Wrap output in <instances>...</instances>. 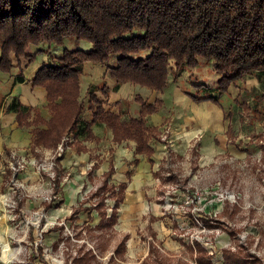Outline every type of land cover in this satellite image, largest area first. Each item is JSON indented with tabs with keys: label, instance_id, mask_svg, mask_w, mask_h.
Wrapping results in <instances>:
<instances>
[{
	"label": "rangeland",
	"instance_id": "obj_1",
	"mask_svg": "<svg viewBox=\"0 0 264 264\" xmlns=\"http://www.w3.org/2000/svg\"><path fill=\"white\" fill-rule=\"evenodd\" d=\"M93 50L90 41L68 36L60 46L32 44L26 55L33 61L26 67L25 58L14 62L21 63L23 73L34 63L41 71L67 51ZM147 54L141 51L134 58ZM70 58L71 64L81 61ZM115 65V57L107 65H83L81 122L78 128L73 122L64 128L56 146L42 138L38 146L50 151H31L35 142L25 148L24 158L3 156L1 168L12 172L0 194L12 192L8 209L0 210V245L9 248L7 257L4 247L0 251V264H202L201 258L226 264L228 252L247 258L246 264H264V83L248 91L245 83L255 75H240L230 84L229 89L236 87L232 99H205L207 87H217L222 78L214 64L172 61L170 83L200 104L210 100L224 115L213 148V143L206 145L204 131L188 144L183 136L173 140L176 108L167 109L170 117L155 127L152 116L162 101L148 102V89H133L134 98L119 103L103 99L107 88L101 81L113 79L109 67ZM90 93L103 102L111 126L94 122L99 106L90 105ZM132 104L139 110L133 111ZM143 104L157 108L144 114L146 146L129 136L135 131L128 126L144 119ZM66 112L62 108L60 113ZM53 117L52 111L49 121L34 119L25 127L34 136L40 126L50 129ZM115 211L116 219L103 224L104 214L112 219Z\"/></svg>",
	"mask_w": 264,
	"mask_h": 264
},
{
	"label": "trees",
	"instance_id": "obj_2",
	"mask_svg": "<svg viewBox=\"0 0 264 264\" xmlns=\"http://www.w3.org/2000/svg\"><path fill=\"white\" fill-rule=\"evenodd\" d=\"M68 36L90 41L94 50L67 51L60 62L38 71L32 83L47 89L54 117L50 129L34 133L37 144L47 138L56 146L64 128L72 122L78 128L85 110L78 100L87 62L107 65L115 57L117 65L109 67V74L118 84L130 82L163 92L169 86L173 60L187 66L207 60L222 78L217 87H207L205 99L228 92L240 75H255L264 83V0H0V71L13 75L17 67L15 83L25 82V73L14 59L25 58L26 67L33 61L26 55L32 44L60 46ZM141 51L150 54L134 58ZM71 56L81 61L71 64ZM103 92L105 96L109 93L107 89ZM90 97V105L99 106L94 122L101 119L107 126L113 123L101 107L103 102L97 96ZM9 105L7 110L19 113V121L24 124L28 110L15 97ZM62 108L67 112L60 113ZM155 110L143 104V117ZM58 119L62 122L56 129ZM144 121L145 117L128 126L135 131L129 136L146 146L145 133L141 132ZM103 217L104 224L115 220L117 214L115 211L112 219L107 214ZM198 246L205 253L201 244ZM226 259V264L248 261L230 252ZM206 262L201 258L202 264H211Z\"/></svg>",
	"mask_w": 264,
	"mask_h": 264
},
{
	"label": "crops",
	"instance_id": "obj_3",
	"mask_svg": "<svg viewBox=\"0 0 264 264\" xmlns=\"http://www.w3.org/2000/svg\"><path fill=\"white\" fill-rule=\"evenodd\" d=\"M43 59L44 58H39L38 61H43ZM40 69V64H32L29 66L28 70L24 71L25 82L19 83H15V77L18 75L16 70V73H13L14 77L12 75L8 77L4 73L3 75L0 73V93L3 94L0 96L2 97L0 99V190L5 189V184L7 180L9 181L12 172H4L1 168L5 159L3 156H5L6 153L14 155L18 153L19 155H17L19 157L24 158L22 156L25 148H29L32 144H35V137L31 132L32 130L25 127L27 123L31 124L32 120L39 118L43 121H49L52 117L47 89L32 83ZM252 79L253 80L245 83V90L250 91L259 87V84L257 86V82L259 83L258 78L254 77ZM101 82L109 90V96L103 97V99L106 98L105 100L109 103H113L112 101L119 103L132 100L134 98L132 96L133 89L136 91L142 88L145 90L148 89V94L146 96L148 102L156 103L158 99L162 101V107L160 106L159 112L152 116L155 127H159L164 119L170 117L169 115L166 116L167 109L169 110L171 108L174 110V108H176L175 116L173 117V140L183 136V140L188 144L196 134L198 135L201 131H204L206 134L205 139L208 138L206 145L208 146L210 143H213V148H215L216 142H214V140L218 133L223 132L225 121L221 110L215 109L212 106L213 103L209 102L210 100L208 103L206 101L200 104L194 95L188 96L187 93L179 89V86L170 83V81L168 82L169 86L161 93H154L149 90V88L141 87L133 83L117 85L113 79H109L108 77L104 78ZM234 89H236V87ZM234 89L230 88L228 92L219 95V99L224 100L226 97L232 99L230 96H232ZM96 93L101 94L100 91ZM152 96L153 98H151ZM14 97L28 110L27 113L29 114H26L27 118L24 120V124L19 121V113L7 110L9 108V102H11ZM131 107L132 109L134 107L133 111L139 110L137 107L135 108L133 104ZM131 107L128 109L131 110ZM199 119L202 120V125H199ZM196 121H198L197 124ZM46 129V126H40L41 131H47ZM50 149L51 148L44 149L37 144L31 151L41 150L47 153ZM12 176L15 178L14 175ZM11 192L12 189H8L5 193H2V195L0 194V210L1 208L5 210L8 209V202H10L9 200L11 199L8 194H11ZM2 224L3 222L1 225Z\"/></svg>",
	"mask_w": 264,
	"mask_h": 264
},
{
	"label": "bare ground",
	"instance_id": "obj_4",
	"mask_svg": "<svg viewBox=\"0 0 264 264\" xmlns=\"http://www.w3.org/2000/svg\"><path fill=\"white\" fill-rule=\"evenodd\" d=\"M4 249H5V251H4V257H7V255L9 254L8 253V251H9V248H8V245H4ZM12 256V255H11ZM10 256V257H11Z\"/></svg>",
	"mask_w": 264,
	"mask_h": 264
},
{
	"label": "built area",
	"instance_id": "obj_5",
	"mask_svg": "<svg viewBox=\"0 0 264 264\" xmlns=\"http://www.w3.org/2000/svg\"><path fill=\"white\" fill-rule=\"evenodd\" d=\"M1 220H2V219H1V217H0V226H1ZM3 247H4V246H1V245H0V251H1V250L3 251Z\"/></svg>",
	"mask_w": 264,
	"mask_h": 264
}]
</instances>
